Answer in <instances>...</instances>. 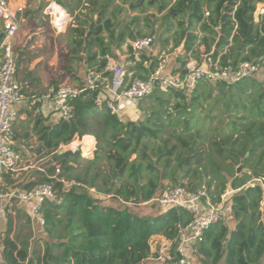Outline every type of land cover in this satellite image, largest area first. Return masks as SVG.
Here are the masks:
<instances>
[{
  "label": "trees",
  "instance_id": "obj_1",
  "mask_svg": "<svg viewBox=\"0 0 264 264\" xmlns=\"http://www.w3.org/2000/svg\"><path fill=\"white\" fill-rule=\"evenodd\" d=\"M85 2L97 19L80 20L72 30L77 41L70 54L76 62L82 53L83 65L101 78L112 75L105 70L107 58L126 39L154 35L156 23L161 49L172 44L173 72L184 74L188 59L198 67L209 62L233 67L264 58V16L258 23L253 20L256 5L264 0ZM56 3L69 9L64 0ZM149 8L155 12L147 13ZM128 12L134 15L129 17ZM142 28L147 30L144 35ZM158 62L141 54L136 67H142L144 75L137 78L145 79ZM260 77L231 85L199 82L191 93L154 89L133 103L138 121L128 119L127 114L119 121L98 105V91L85 89L73 100L69 121L60 120L36 133L42 147L54 152L59 178L94 188L96 194L109 198L97 199L81 188L62 190L52 178L54 168L44 170L32 182L22 179L14 187L49 183L58 192V201L41 203L45 238L32 244L28 239L16 242L11 238L7 216L0 235V264H142L151 255L154 236L174 248L179 230L191 221L187 212L153 205L154 215H138L130 207L148 203L163 188L164 180L181 187L185 186L180 182L187 180L191 190L204 187L213 203H219L225 191L231 192L226 205L234 225L217 222L209 227L198 247L200 264H263L264 72ZM70 80L80 88L85 85L71 74ZM93 118L98 121L95 128ZM85 135L95 136L96 149L84 167L78 152L56 154L59 145ZM103 160L105 169L100 167ZM109 199L120 202L122 208L105 204Z\"/></svg>",
  "mask_w": 264,
  "mask_h": 264
},
{
  "label": "built area",
  "instance_id": "obj_2",
  "mask_svg": "<svg viewBox=\"0 0 264 264\" xmlns=\"http://www.w3.org/2000/svg\"><path fill=\"white\" fill-rule=\"evenodd\" d=\"M21 11L20 7L11 8L7 0H0V32L3 34L0 44V216H10L17 203L25 204L30 223L43 233L41 203L44 200L58 201V192L49 183L37 184L28 189L9 187L6 184L7 179H15L18 174L29 168L28 165L23 166L24 157L12 143L17 107L25 99L20 86L14 81L16 66L12 44L18 30V14ZM263 16L264 4H257L253 13L254 23H258ZM58 20L61 19H57V22ZM152 43V37L139 38L131 41L130 48L137 55L150 54ZM185 70L184 74L173 72L167 58L160 59L156 68L145 79L132 77L121 67H114L110 79L90 73L84 81L83 88L68 84L51 86L44 95L30 96L27 101L33 107L35 116L47 113L52 114L57 121H69L72 118L73 100L85 89H89L99 92L98 105H103L119 121H123L124 104H133L148 96L154 89L164 93L169 90L191 93L199 82L231 85L244 78H257L264 72V58L254 62H242L233 67H221L217 62L214 64L209 62L200 67L187 63ZM70 143L59 145L57 150L63 149L67 150L65 152L74 153L75 151L66 149ZM54 169L52 178L61 184L62 190L81 188L96 197L101 196L96 194L94 188L59 178V167ZM249 186L252 187L253 184L249 183ZM230 193L225 191L220 195V202L213 203L204 187L191 190L174 185L160 190L145 204L160 208H180L191 216V221L179 230L174 248L166 241L163 250L160 249L154 259H151L150 255L148 260L158 264H200L198 247L212 224L224 222L223 207L227 204Z\"/></svg>",
  "mask_w": 264,
  "mask_h": 264
},
{
  "label": "crops",
  "instance_id": "obj_3",
  "mask_svg": "<svg viewBox=\"0 0 264 264\" xmlns=\"http://www.w3.org/2000/svg\"><path fill=\"white\" fill-rule=\"evenodd\" d=\"M7 1L9 6L13 9L19 7L22 8L21 13L18 14V30L13 38L12 44L15 53L16 66L14 81L20 86L25 99L23 103L17 107V119L13 128L12 143L26 159L30 160L38 156L41 159L50 160L53 158L54 152L48 151L42 147V143L39 141L36 132L42 127L53 126L58 121L52 114L42 113L39 116H35L33 113V107L30 106L29 101L27 100L30 96H42L46 93L52 79L51 77L54 73L53 67L58 64V44H67L66 49L69 50L68 54L70 56L67 64L69 65L73 62L77 65V67L74 68V72H72L73 69L71 70V75H74L83 82L88 78L89 75L86 74L87 72L90 74V70L83 65L82 57H84V55L78 53V60L75 62L73 60L74 56L70 54L72 44H75L77 41V37L72 33V30L78 27L80 20L87 21L91 18L95 21L97 19V14L91 13L89 9L86 8L88 5L85 0H64V3H67L66 5L69 9H65L58 5L56 0ZM52 4H54L52 7V13L54 15L56 8H59L62 11L63 17L60 21L58 20V22H56V19L51 15L50 7ZM103 36L106 37L105 34H103ZM1 42L2 39L0 40V44ZM130 43L131 41L126 39L120 49L113 52V57L107 58L106 71L112 72L114 67H121L127 75H135L136 77L144 75V71L141 69L142 67H136L140 62V55L142 53L137 55L135 52H131ZM171 47L172 44H169L165 49H161L159 45V47L154 49L152 45L151 53H144V55L147 58H156L158 60L167 58L171 67L174 68L175 63L169 53ZM92 51L97 52V48H93ZM201 52L203 51L201 50ZM187 63L190 66L196 65L195 61L192 59H188ZM204 65L205 64H202V66ZM142 66L148 70V64L143 63ZM130 105L132 106L133 104H124L125 115L129 113L137 115L135 108L133 110ZM22 173L18 174L15 179H19L18 181L23 179L24 183H29L38 179L41 176V173L43 174V170L36 168L20 177ZM140 206L141 205H131L130 207L137 209V207ZM150 212L151 213L145 215H154L156 210H150ZM228 215H230L229 210ZM3 222V219H0V235L5 231L3 230ZM10 224L12 230L11 238L15 239L16 242H19L22 239H27L23 234L24 232H27L30 235V230L34 234L38 233L39 238H45L44 234L30 223L27 206L25 204L17 203L14 206L13 212L10 215ZM233 225L231 224L230 226L233 227ZM31 237L32 236L28 238L30 244L33 243V240L31 241L33 237ZM156 237L161 238L164 244L166 243L161 236ZM262 263L264 264V258L262 259Z\"/></svg>",
  "mask_w": 264,
  "mask_h": 264
},
{
  "label": "rangeland",
  "instance_id": "obj_4",
  "mask_svg": "<svg viewBox=\"0 0 264 264\" xmlns=\"http://www.w3.org/2000/svg\"><path fill=\"white\" fill-rule=\"evenodd\" d=\"M118 1L119 0H115V3H118ZM173 0H171V2H172ZM123 8L125 9V8H127L126 6H123ZM155 12V10L154 9H152V8H149L148 10H147V13H154ZM134 15V13H132V12H128V16L129 17H131V16H133ZM120 17H122V15H120ZM157 17H159V16H157ZM158 23H156L155 25H154V31L156 32L154 35H152L151 37H152V44H153V48L155 49L156 47H159V38H158V33H159V29H158ZM142 27V23L140 24V28ZM142 35H144V34H146L147 33V30L145 29V28H142ZM171 44V43H170ZM196 44H198V41H197V43ZM66 45L67 44H58V49H57V55L59 56V59H58V64L57 65H55L54 67H53V70H54V73H53V76L51 77L52 79H51V81H50V83H49V86H48V88L49 87H51V86H57V85H60V84H68V85H73V86H79L80 84L79 83H74V82H72L71 80H70V74H71V72H68V68H71V70H72V72H74V68L75 67H77V65H76V63H71V64H67L68 62H69V59H70V56H69V50H67L66 49ZM199 50L201 51H204V48H203V46H200L199 47ZM167 55V54H166ZM168 56V55H167ZM86 75H90L89 74V72H87V74ZM257 79L258 80H261L262 78L261 77H257ZM41 96V95H40ZM131 106V105H130ZM132 107V109L134 110V108H135V104L134 105H132L131 106ZM128 116V119H131V120H134V121H138L139 119H140V116H139V114H137V115H135V114H132V113H129V114H127ZM92 121H91V123H92V126L95 128L96 127V125H97V120L96 119H91ZM124 120H125V117H124ZM208 126V125H207ZM89 136H91L92 138H93V141H94V145H93V148H92V152H91V154L90 155H83V151H81L80 149H78V150H76L74 153H79V155H80V158L81 159H84L85 160V162H82V166L84 167L87 163L86 162H88V161H91L92 159H93V156H94V151H95V149H96V138H95V136L94 135H89ZM77 136H75L74 137V140L73 141H75V140H77ZM78 139H80V138H78ZM56 151H58L57 152V154L58 155H61V154H63V153H65V151H67V150H63V149H60V150H56ZM29 166L30 168L26 171V172H23L21 175H20V177H22L24 174H26L27 172H29V171H32V170H34V169H36V168H40V169H42L43 171L44 170H48V169H50V168H57V167H59L60 168V164H58L57 162H55V161H53L52 159H48V160H46V159H41L40 157H36V158H32V159H26V158H24V160H23V166ZM100 167L103 169H105V162H104V160L103 161H101L100 162ZM19 180V179H18ZM17 179H14V180H9V179H7L6 180V184H7V186H9V187H13V186H15L16 184H18V181ZM181 184H184V186L185 187H187V184H188V182H187V180H183V181H181L180 182ZM162 184H163V188H161V190H164V189H166L167 187H171V186H174V185H177L178 183H172V182H170L169 180H164L163 182H162ZM107 198H109L108 196H106V198L105 199H107ZM101 200H104V199H102L101 198ZM263 202H264V199L262 200V202H261V211L262 212H264V206H263ZM110 203V205L111 206H113L114 208H116V209H121L122 207V205H121V203L120 202H117V201H113L112 199H109L108 200V202H106L105 204H109ZM154 206H156V205H154ZM153 205L152 206H149V204H141V206L140 207H137V209H134V208H132L131 209V211L132 212H134V213H136V214H138V215H145V214H148V213H151L150 212V210L151 211H154V209H155V207H154ZM123 207H125V206H123ZM130 208V207H129ZM223 212H224V222H225V224H227L228 226H230L232 223H231V221H230V219H229V215H228V206L225 204V206L223 207ZM0 219H3V224H4V229L3 230H5V227H6V222H7V217H4V216H0ZM4 232V231H3ZM37 233V232H36ZM24 236H26L25 238H30V236H32L31 238V241L33 240V242H35V241H37L38 239H42V238H39L38 236V233L37 234H34L31 230H30V235H29V233H27V232H24V234H23ZM34 235H35V237H34ZM150 245H151V251H152V254H151V259H154L153 257H156L158 254H159V251H160V249H162L163 250V248H164V243H163V241H162V239L161 238H159V237H156V236H154V237H152L151 238V240H150ZM142 264H158V263H156L155 261H153V260H148V261H145V262H143Z\"/></svg>",
  "mask_w": 264,
  "mask_h": 264
},
{
  "label": "bare ground",
  "instance_id": "obj_5",
  "mask_svg": "<svg viewBox=\"0 0 264 264\" xmlns=\"http://www.w3.org/2000/svg\"><path fill=\"white\" fill-rule=\"evenodd\" d=\"M53 5H51L50 9H51V15L56 19V22H57V19H61L63 16H62V11L59 9V8H56L54 13L55 15L52 13V10H53ZM94 144V141H93V138L89 135H85L83 136L81 139H78V140H75V141H72L66 149H70V150H73V151H76L78 149H80L81 151H83V155H90L91 154V151H92V145Z\"/></svg>",
  "mask_w": 264,
  "mask_h": 264
},
{
  "label": "water",
  "instance_id": "obj_6",
  "mask_svg": "<svg viewBox=\"0 0 264 264\" xmlns=\"http://www.w3.org/2000/svg\"><path fill=\"white\" fill-rule=\"evenodd\" d=\"M241 163H243V161H242ZM240 171H241V166H239V167L237 168V174H239ZM101 198H102V199H105L106 196H105V195H101V196H98V197H97V199H101Z\"/></svg>",
  "mask_w": 264,
  "mask_h": 264
}]
</instances>
